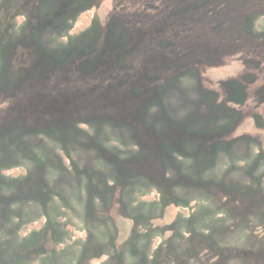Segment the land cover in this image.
I'll return each instance as SVG.
<instances>
[{
	"label": "rangeland",
	"instance_id": "obj_1",
	"mask_svg": "<svg viewBox=\"0 0 264 264\" xmlns=\"http://www.w3.org/2000/svg\"><path fill=\"white\" fill-rule=\"evenodd\" d=\"M0 264H264V0H0Z\"/></svg>",
	"mask_w": 264,
	"mask_h": 264
},
{
	"label": "trees",
	"instance_id": "obj_2",
	"mask_svg": "<svg viewBox=\"0 0 264 264\" xmlns=\"http://www.w3.org/2000/svg\"><path fill=\"white\" fill-rule=\"evenodd\" d=\"M83 13H84V12H82V13H80V14L77 15L76 20L79 19L78 22L83 21V19H82V18H83ZM78 24H79V23H77V25H78ZM77 25H76L75 27H72V28L69 30V33H78L79 31H81V29H82L83 26H77ZM183 73H184V71H183V72L175 71V72H174V77H180ZM164 79H165V75H163L161 79H158V81H162V80H164ZM27 227H28V226H27ZM68 241H70V240H68Z\"/></svg>",
	"mask_w": 264,
	"mask_h": 264
}]
</instances>
